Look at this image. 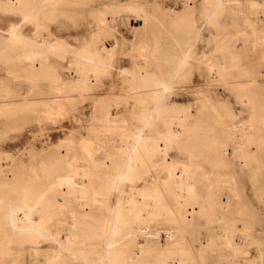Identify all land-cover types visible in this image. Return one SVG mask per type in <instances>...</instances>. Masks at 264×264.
Returning a JSON list of instances; mask_svg holds the SVG:
<instances>
[{
    "label": "rangeland",
    "instance_id": "1",
    "mask_svg": "<svg viewBox=\"0 0 264 264\" xmlns=\"http://www.w3.org/2000/svg\"><path fill=\"white\" fill-rule=\"evenodd\" d=\"M36 1L41 0L26 2L32 8ZM256 1L264 4V0ZM215 3L216 0H55L43 8L38 15L45 25L41 32L46 31L47 34L43 32L45 35L59 42L51 57L37 64L43 65L45 72L32 75L24 64L15 60V55L22 50L21 45L13 44L0 53V100L14 103L0 109V164L12 160L7 174L0 172V180L14 175L32 183L40 182L42 176L39 175L51 160H79L81 164L91 150L101 159L104 153L117 149L121 131L118 126L105 128L93 117L95 100L107 92L117 96L130 95L152 85L157 74L165 75L174 65V51L188 46V64L182 74L174 78L176 88L156 101V108L150 112L151 121L143 126V132L150 135L163 130L164 118L185 112L190 120L188 134L173 145L169 159L193 161L206 175L217 174L216 183L226 180L233 184L235 194L229 197L232 203L238 204L236 215L239 219L231 222L260 229L264 238V59L253 47L251 35L246 41L239 38L233 49L221 40L236 23H240L239 9L249 11L250 0ZM104 5L114 6L113 12H116L110 22V34L101 39L107 46L114 45L113 67L108 73L99 70L97 78L89 81L86 93L80 94L74 78L67 71L71 68L70 60L82 51L89 33L95 29L92 9ZM251 13L254 12L248 15L253 20L256 16ZM258 19L256 28L264 33V14ZM15 26L21 27L25 35H32V25L22 21L21 11L10 1L0 0V40L7 38ZM243 28L250 32L247 27ZM144 41L154 49L153 58L139 57L134 51ZM208 57L225 64L237 63L236 68L241 67L250 75L236 78L254 77L256 81L241 87L224 84L217 73L208 71ZM198 90L206 91L208 97L202 98ZM62 94L71 96L63 115L58 118V115L55 118L47 115L44 101L49 96ZM253 104H257L256 107L253 108ZM152 105V100L141 103L137 102L136 96L130 95L126 105L121 106L124 125L136 130ZM231 120L250 129L251 134L235 157L230 158L234 161L222 164L216 160L229 159L219 155L216 145L204 138L211 135L220 141L223 139L221 142L224 141L231 152L236 143H231L228 136L223 137ZM4 155L9 158L4 160ZM151 170L159 173L161 189L175 206L177 202L172 192L161 184L166 175L162 164L154 163ZM224 194L222 196L226 198L228 195ZM71 209L64 206L59 211L60 216L69 220ZM212 213L207 208L197 212L195 225L178 234L180 240L193 248L194 257L198 258L199 248L209 240L210 233L221 235V242H224L225 226H206ZM221 247H225L224 243ZM4 258L0 264H32L33 261L24 251L13 252ZM38 260L43 264V254L38 255Z\"/></svg>",
    "mask_w": 264,
    "mask_h": 264
},
{
    "label": "bare ground",
    "instance_id": "2",
    "mask_svg": "<svg viewBox=\"0 0 264 264\" xmlns=\"http://www.w3.org/2000/svg\"><path fill=\"white\" fill-rule=\"evenodd\" d=\"M8 1L21 11L25 24L31 23L32 35L22 33L19 26L13 27L9 36L0 40V53L13 44L21 45L22 50L15 55V60L37 76L45 72L43 65L37 64L51 57L59 45L58 41L43 33L46 31L41 32L45 25L38 17L40 11L55 0L36 1L32 8L27 0ZM220 1L216 0V3ZM248 7L247 12L239 9L240 23H236L221 40L233 49L237 47L239 38L246 41L251 35L253 47L264 59V33L256 28L260 20L258 16L264 14V4L250 0ZM113 8L112 5H104L92 9L95 29L89 33L82 51L70 60L72 70L68 67L70 71L67 69V72L74 78L80 94L86 93L89 81L97 78L99 70L108 73L113 67V41L111 46H107L101 40L110 34V22L116 15ZM251 11L256 14L251 13L256 16L253 20L248 15ZM134 51L139 57L153 58L154 49L145 41L139 43ZM174 53V65L165 75L157 74L155 83L130 93L136 96L137 102L153 101L136 130L124 125L121 106L126 105L129 94L117 96L107 92L95 100L93 117L101 126H118L121 131L117 149L104 153L101 159L91 150L81 164L79 160H51L39 175L42 178L40 182L37 180V184L14 175L0 180V262L13 252L24 251L33 258L32 264L42 263L38 260L40 254L45 257L43 264H264L263 231L231 222L239 219L236 215L238 204L232 203L229 197L235 194V186L226 180L216 183L217 174L206 175L193 161L169 159L173 145L188 134V115L185 112L169 115L162 122L163 130L150 135L143 132V126L151 121L150 112L156 108V101L164 93L174 90V78L182 74L188 64V46L178 48ZM207 60L210 74L217 73L224 84L241 87L256 81L254 77L236 78L250 75L239 67L240 64L236 68L237 63L216 62L212 57ZM197 92L202 98L208 97L206 91ZM69 97V94L49 96L44 101V112L54 115V118L58 115V118L63 115ZM5 101L8 100H0V109L14 104ZM256 105L253 104V108ZM227 127L224 139L228 136L231 143H236L234 147L228 143L233 148H230L231 152L224 141L221 142L223 139L220 141L211 135L204 138L216 145L219 155L229 159L216 160L222 164L234 161L230 158L235 157L251 134L250 129L234 120ZM7 157L3 159L7 160ZM158 162L166 171L161 184L172 192L177 202L175 206L161 189V176L151 170L152 165ZM10 163L12 160L1 163L0 172L5 174ZM222 194L228 196L224 198ZM64 206L72 207L69 220L60 216L59 211ZM206 208L213 212L207 218V228L223 225L227 230L224 242H221V235L210 233L209 240L199 248L197 258L193 256V248L180 240L178 234L194 226L196 213ZM53 226H56L55 230ZM221 243H224V248Z\"/></svg>",
    "mask_w": 264,
    "mask_h": 264
}]
</instances>
